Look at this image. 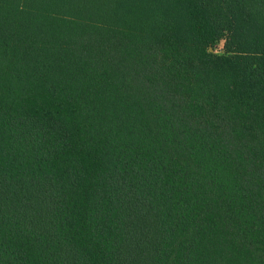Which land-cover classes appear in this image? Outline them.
Returning <instances> with one entry per match:
<instances>
[{"label": "trees", "instance_id": "1", "mask_svg": "<svg viewBox=\"0 0 264 264\" xmlns=\"http://www.w3.org/2000/svg\"><path fill=\"white\" fill-rule=\"evenodd\" d=\"M0 264H264V0H0Z\"/></svg>", "mask_w": 264, "mask_h": 264}, {"label": "rangeland", "instance_id": "2", "mask_svg": "<svg viewBox=\"0 0 264 264\" xmlns=\"http://www.w3.org/2000/svg\"><path fill=\"white\" fill-rule=\"evenodd\" d=\"M213 51L217 54H222L225 52V41L222 40L218 44L215 45Z\"/></svg>", "mask_w": 264, "mask_h": 264}]
</instances>
